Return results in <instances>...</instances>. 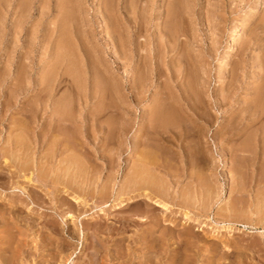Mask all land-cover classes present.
I'll list each match as a JSON object with an SVG mask.
<instances>
[{
	"label": "rangeland",
	"instance_id": "374dc122",
	"mask_svg": "<svg viewBox=\"0 0 264 264\" xmlns=\"http://www.w3.org/2000/svg\"><path fill=\"white\" fill-rule=\"evenodd\" d=\"M252 2L254 0H109L108 3L112 7V11L108 15V13L99 14L100 0H0V174L4 175V172L14 174L17 170L11 164L12 162L15 164L19 162V164L29 167L32 165L29 172L32 171L34 177L40 172V177L46 174L44 177L47 178V175L52 172L49 169L51 163L49 164V159L46 157L47 151L51 149L52 138L58 136L59 133L65 137L66 134L68 137L70 136L68 140L77 139L75 141L77 149L74 150L75 153H72V156L78 152V159L85 163V166L88 162L95 165L97 171L94 175L95 178L89 179L91 184L93 181V186L91 184L89 186L87 184L89 180L81 171L77 175L80 174L79 177L74 176L77 180L71 176L73 173L71 169L72 172L69 170L65 174L66 176H62L64 174H60V171L63 170V164H61L60 168L62 169L59 168L60 171L58 172L61 184L57 183L56 185L55 200L49 194L45 195L49 192V187H42L34 181L26 182L27 176L31 174L28 173V169L27 172L21 171L20 174L18 172L20 176L14 178L16 185H20L24 192L18 188L20 186L10 187L12 186L11 179L10 182H7L9 189L7 186L0 188V191H3L0 192L2 205H6L9 196L14 197L16 203L15 209H6L0 216V240L2 241L0 242V248H2L0 254L3 255L4 259L10 258L9 264H181L186 260L189 264H264V115H262L264 108L260 109V112L254 109L256 103L264 106V0L254 10V13L248 14ZM25 3L26 5H24ZM59 13L62 15L60 16ZM62 17H64L63 20ZM241 18H243V24L238 35V45L236 50L230 54L231 63L224 70L222 65L224 45L229 32ZM106 22H112L113 29H108L104 25ZM62 23L65 25V29L61 28L60 30L64 31H57L59 29L57 27L55 32L59 33L55 34V25L58 26ZM59 35L68 38L66 39L65 52L68 51L71 54L66 56L68 58L66 61L65 56H63L65 53L62 52L63 59L60 57L59 60L62 59L61 63L63 64L55 60V56L53 58L51 54V50L54 53L52 47H56L55 44L60 38ZM121 36L129 42L128 44L123 43L125 45H123L122 51L117 52L113 44ZM57 37L59 38L57 39ZM45 40L47 41L45 42ZM94 46L95 48H93ZM57 55L59 54L57 53ZM51 56L52 58H50ZM48 57L50 59H47ZM56 57L59 58V56ZM70 60L74 63L72 64ZM92 60L93 62L90 63L89 61ZM78 63L80 69L76 66ZM54 64H57L56 67ZM138 64L140 65L139 70L147 66L144 73L146 72L147 75L151 76L152 81L150 79L149 81L152 82V85H150L147 96L152 98V102H145L143 105L139 104L133 109L131 108L132 110H128L129 101L126 93H121L119 96L116 94L114 97L110 96L109 90L112 85H115V88L119 87L122 81L127 90L130 80L135 76L133 70ZM26 65L28 67H25ZM67 65L71 68L66 67ZM117 65L119 67L116 73L115 67ZM72 67H75L74 71L79 74V77L72 70ZM67 68L69 70H66ZM104 68L106 70L110 68L114 71L109 72L108 77L112 76L111 74L116 75L112 79L106 78L107 74H104V77L102 74ZM152 69L159 74V77L154 76ZM78 70L86 74L83 73L85 80H81L83 75ZM59 72L61 73L56 75ZM62 73H67V75L63 77ZM25 74L28 76H26L27 78L23 76ZM60 77L66 81L63 79V82L58 83L57 79L59 80ZM90 78L92 81H101L98 82L100 86H108L102 92L109 95L106 96L105 94L101 102L98 95L90 98L89 101H85L87 103L81 99L85 98L84 96H91L87 92V88L91 89V87H87V84L91 86ZM101 78L104 80L102 79V81ZM52 83L54 84L52 85ZM26 84L30 87L27 88ZM45 84L52 85V90H50V86L47 87ZM81 84L83 87H80ZM74 85L76 88L78 86V89ZM54 87H57V90ZM47 88L48 90L44 91ZM85 89L87 95H85ZM122 89L125 91V88ZM154 92H158L156 97ZM178 92L181 99L179 94H176ZM76 93L78 95L81 93L80 97ZM169 93L175 98H179V100L176 98L178 100V106L175 107L177 109L176 117L173 120L165 121V123H156L154 126V131L165 137L164 142L157 141L153 135L150 138V142L153 141V143L149 142V149L151 146L161 145L159 146L160 152L157 153L159 157H157L162 166L153 167L151 168L152 171L149 169L151 173L148 171L146 177L151 178L150 181L148 178L151 183H149L151 190L154 187L155 190L153 191L158 192L156 190L159 189L160 194L163 195L160 197L161 200L158 196H152V199L157 198L165 205L164 207L161 203L158 206L152 202L154 212L152 210L150 212L153 213V219L155 216L156 219L160 216L161 224L164 227L161 225L158 230H161L162 227L166 229L164 237L158 241V247L154 246L150 249L148 246L140 247L137 242L142 239L146 233L145 230L153 222V219L152 221L151 219L141 221L135 217L140 213L139 209L144 210L143 203L137 207L135 199L128 198V200L126 198L127 204L123 205L124 207L105 209V213H101V211L98 212L100 207L94 205L98 202L90 205L93 199L90 200L84 196L83 192L87 188H94V190L98 187L101 188L100 186L106 184L105 182L107 184L109 182V187L113 184L115 191L124 186L122 185L123 182L130 177L132 167L129 166L135 164L133 161L135 157L131 155L132 147L130 148L134 133L130 128L134 125V127H139L142 111L149 110L151 112L155 108L152 104H154L157 96L165 98L170 96ZM74 96L78 98V101L80 100V103ZM168 103L170 102L167 101ZM38 104L42 107H39ZM60 106L61 116L67 117L68 115L67 119L71 122V126H68L69 121H66L62 122V124H66V127H58L59 123L52 116L50 108L58 109ZM97 107L102 108L101 112L109 107L113 113H111L112 111L109 112V115L103 117L101 121L94 119L91 116ZM116 109L118 110L116 111ZM66 112L68 113L66 114ZM27 119L29 125L24 123ZM126 122L129 125L126 126ZM103 123L105 126L102 125ZM119 123L125 128L120 129ZM155 127H159V129L155 130ZM62 130L64 131L62 132ZM106 131L109 133L108 136ZM19 135L23 137V140L25 139V142L27 140V145L32 144L28 146V151L25 153L22 152L21 148L20 151L17 150V146L14 145L15 139H21ZM109 136L111 137L109 138ZM122 136L124 141L122 139L120 141ZM86 137L89 140H85ZM9 138L14 139L10 140ZM108 138L112 140L107 141ZM29 139L31 143H29ZM99 140L103 143H100ZM103 140H106L107 145L104 144ZM85 141H88L89 145ZM12 144L13 147H11ZM92 145L96 152L92 154L93 156L89 153ZM103 147L110 149L111 152ZM80 148L81 151H78ZM71 151H69L70 154ZM118 151L120 152L118 153ZM28 155L31 157L28 158ZM108 157L111 158L110 164L108 162L105 166L103 161ZM15 159L17 160L15 161ZM223 160H226L224 166L221 163ZM82 176L84 177L81 178ZM166 178L170 181L168 182ZM71 181L72 183H70ZM62 183H68L71 192L75 186L80 187L81 190L76 188V191L80 190V193L73 191V194H69L67 186L64 187L65 184L62 185ZM168 184L171 185L166 186ZM41 189L47 190V192L45 193ZM125 189L121 194H126V192L129 194V188L126 191ZM77 194L80 198L82 195V197H86L87 206L82 207L81 203H75L72 196H69H77ZM58 196L61 198L59 199ZM62 197L71 203V206L69 208L62 206V210H58ZM114 200L113 197L111 201ZM160 208L165 211V214ZM157 213H159L158 217ZM184 213H187L189 217L185 218L186 221L182 218ZM62 214L63 216L64 214H73L75 221H68L69 219H65L66 215L63 217ZM183 221L186 223L184 224ZM167 229H174L176 233L172 230L171 232L174 234L171 232L168 234L170 230ZM185 232L188 234L186 235ZM183 239L185 243L181 242ZM4 241L5 243H3ZM6 241L11 247L14 246L12 247V250L15 251L12 254L13 257L9 255L12 252H9L11 248L8 247ZM182 243L184 244L183 247ZM6 248H8V252L5 251ZM179 248L181 251L183 250V253ZM2 250L6 253H2ZM175 250H179L177 251L179 254Z\"/></svg>",
	"mask_w": 264,
	"mask_h": 264
},
{
	"label": "bare ground",
	"instance_id": "6f19581e",
	"mask_svg": "<svg viewBox=\"0 0 264 264\" xmlns=\"http://www.w3.org/2000/svg\"><path fill=\"white\" fill-rule=\"evenodd\" d=\"M2 1V0H1ZM7 1V0H6ZM61 1V0H60ZM109 1V0H108ZM108 1L107 0H100V4H99V7H98V11H99V14H104V13H108V15L111 13V11H112V7L109 5V3H108ZM125 1V0H124ZM261 1L262 0H254V2H252V5H250L249 6V10H248V14H252V13H254V10H256L257 9V7L258 6H260V4H261ZM70 2V1H69ZM76 2V1H75ZM131 2V1H130ZM58 3V2H57ZM63 3V2H62ZM62 3H60V4H62ZM111 3H112V1H111ZM127 3H128V1H127ZM20 4H22V3H20ZM24 5H26V3L24 4ZM65 5V4H64ZM71 5H72V3H71ZM74 5V4H73ZM112 5V4H111ZM169 5V4H168ZM19 6H21V5H19ZM129 6V5H128ZM6 7V6H5ZM18 7V6H17ZM73 7V6H72ZM1 8V7H0ZM61 8V7H60ZM131 8V7H130ZM62 9V8H61ZM64 9V8H63ZM115 9V8H114ZM68 10V9H67ZM22 11V10H21ZM58 11V10H57ZM131 11V10H130ZM5 12H7V11H5ZM58 13V12H57ZM62 13V12H61ZM60 14V13H59ZM62 14H60V16H61ZM125 15V14H124ZM22 16H24V15H22ZM60 16H59V19H60ZM64 16V15H63ZM127 17V16H126ZM242 17V16H241ZM63 18L64 17H62V20H63ZM100 18V17H99ZM113 19V18H112ZM134 20V19H133ZM75 21V20H74ZM102 21V20H101ZM117 21V20H116ZM131 21V20H130ZM64 22V21H63ZM104 22V21H103ZM124 22V21H123ZM60 23V22H59ZM112 23V22H111ZM111 23H107L106 22V24L104 23V25L109 29V28H111V29H113V25L111 24ZM127 23H128V20H127ZM56 24V23H55ZM54 24V25H55ZM242 24H243V18H241L236 24H235V26L231 29V31L229 32V34H228V37H227V41H226V43H225V45H224V50H223V52H224V56H223V58H222V65L224 66V70H226L227 68H228V66H229V64L231 63V57H230V54L232 53V52H234V50H236V48H237V45H238V35H239V32H240V30L242 29ZM65 25L62 23V24H59L58 26H56L55 25V27L56 28H54V33L56 34V33H59V32H55L56 31V29H57V27H59V29H57V31L58 30H60L61 28L62 29H65V27H64ZM67 26V25H66ZM127 26V25H126ZM54 27V26H53ZM105 28V27H104ZM106 28V29H107ZM52 31H53V29H51ZM170 30H172V29H170ZM169 30V31H170ZM230 30V29H229ZM60 31H64V30H60ZM68 31V30H67ZM53 33V32H52ZM62 33V32H61ZM65 33V32H64ZM69 33V32H68ZM171 33V32H170ZM63 34V33H62ZM67 34V33H66ZM115 34V33H114ZM172 34V33H171ZM58 35V34H57ZM65 35V34H64ZM69 35V34H68ZM60 36V35H59ZM63 36V35H62ZM62 36H60V38L59 37H57V39H58V41H57V44H55L56 45V47H52V49H53V51H54V53H52V50H51V54H52V56H53V58H54V56H55V60H58V62L60 63V64H63V63H61V61H63L62 59V57L63 56H65V60L67 61V57L66 56H69V55H71V54H69L68 53V51L67 52H65L66 51V49H65V47H66V45H67V40L66 39H68V38H66L65 36L64 37H62ZM71 36V35H70ZM75 36V35H74ZM109 36V35H108ZM166 36V35H165ZM172 36V35H171ZM76 37V36H75ZM75 37H73V38H75ZM83 37V36H82ZM115 37V36H114ZM93 38V37H92ZM70 39V38H69ZM81 39V38H80ZM48 40V39H47ZM47 40H45V42L47 41ZM53 40V39H52ZM168 40V39H167ZM78 41H80L79 40V38H78ZM129 42V41H128ZM128 42H127V40L126 39H124V38H122V36L121 37H118L115 41H114V46L113 47H115L116 49H115V51H117V52H121L122 51V48H123V45H125V44H123V43H127L128 44ZM74 43V42H73ZM93 43V42H92ZM96 43V42H95ZM117 43V44H116ZM94 44V43H93ZM95 45V44H94ZM164 45V44H163ZM162 45V46H163ZM47 46H48V44H47ZM54 46V45H53ZM86 46V45H85ZM96 46V45H95ZM95 46L93 47V48H95ZM28 47V46H27ZM69 47V46H68ZM72 47H73V45H72ZM82 48V47H81ZM98 48V47H97ZM167 48V47H166ZM112 49V48H111ZM44 50H46V49H44ZM77 50V49H76ZM83 50V49H82ZM89 51V50H88ZM130 51V50H129ZM29 52V51H28ZM31 52V51H30ZM56 52V53H55ZM62 52H64L65 54L62 56ZM93 52V51H92ZM137 52V51H136ZM57 53L59 54V55H57ZM81 53H83V52H81ZM49 54V53H48ZM47 54V55H48ZM50 54V55H51ZM68 54V55H67ZM28 55V54H27ZM26 55V56H27ZM78 55V54H77ZM85 55V54H84ZM117 55V54H116ZM120 55V54H119ZM39 56V55H38ZM52 56L50 57V58H52ZM56 56H59V58L58 57H56ZM89 56V55H88ZM32 57V56H31ZM60 57L62 58L61 59V61L59 60L60 59ZM72 57V56H71ZM70 57V58H71ZM130 57V56H129ZM49 57L47 58V59H50ZM74 58V57H73ZM115 58V57H114ZM147 58V57H146ZM25 59V58H24ZM28 59V58H27ZM94 59V58H93ZM54 60V59H53ZM64 60V61H65ZM72 60V59H71ZM70 60V62L73 64L74 62H72ZM78 60V59H77ZM117 60H118V58H117ZM149 60V59H148ZM69 61V60H68ZM86 61H87V58H86ZM86 61H84V62H86ZM153 61V60H152ZM57 62V61H56ZM69 62V63H70ZM78 62V61H77ZM90 63L91 62H93V60L92 61H89ZM89 62H88V65H90L89 64ZM156 62V61H155ZM64 63H67V62H64ZM82 63V62H81ZM120 63V62H119ZM149 63V62H148ZM24 64V63H23ZM25 64H27V63H25ZM32 64V63H31ZM82 64H84V63H82ZM86 64V63H85ZM125 64V63H124ZM142 63L140 62V65H141ZM27 65H29V64H27ZM25 66V67H28V66ZM53 65V64H52ZM55 65V64H54ZM57 65V64H56ZM56 65H55V67H56ZM59 65V64H58ZM70 65V64H69ZM69 65H67L66 67H69ZM88 65H86L87 66V68H88ZM140 65L138 64V66H136L135 68H134V70H133V74H135V76H133V78L130 80V83H129V87H127V90H126V87H125V85H123L124 83H123V81L120 83V85H119V87H116L115 88V85H112L111 86V88H110V90H109V88H108V90L110 91L109 93H110V96H116V94L119 96V94L121 95V93H126V95H127V98H128V101H129V103H128V107H129V109L128 110H130L131 108L133 109V107L134 106H138L139 104H141V105H143V103H145V102H149V103H151L152 102V98H150V97H148L147 95V92L149 91V89H150V85H152V80H151V76L148 74L147 75V73L145 72L144 73V69H146V67L144 66V68H140L141 70H139V67H140ZM62 66V65H61ZM76 66H78V68H79V63H78V65H76ZM75 66V67H76ZM93 66V65H92ZM142 66V65H141ZM151 66V65H150ZM149 66V67H150ZM158 66V65H157ZM60 67V66H59ZM58 67V68H59ZM74 67V68H75ZM97 67V66H96ZM118 65L115 67V72L117 73L118 71ZM153 67V66H152ZM155 67V66H154ZM182 67V66H181ZM63 68V67H62ZM71 68V66L69 67V69ZM74 68L72 67V70L74 71ZM81 68V67H80ZM79 68V69H80ZM87 68L85 67V69L87 70ZM93 68V67H92ZM186 68V67H185ZM27 69V68H26ZM52 69H53V66H52ZM57 69V68H56ZM60 69V68H59ZM58 69V70H59ZM68 68L66 69V70H69ZM95 69V68H94ZM148 69V68H147ZM151 69V68H150ZM161 69V68H160ZM18 70V69H17ZM21 70H22V67H21ZM28 70V69H27ZM27 70H25V71H27ZM76 70V69H75ZM82 70V69H81ZM88 70H90V68H88ZM87 70V71H88ZM119 70H120V68H119ZM153 70V69H152ZM47 71V70H46ZM61 71V70H60ZM72 71V72H73ZM79 71V70H78ZM84 71V70H83ZM87 71H86V73H87ZM98 71V70H97ZM112 70L110 69V68H108L107 70H106V68H104V70H103V72H102V74L104 75V74H107V77L106 78H113V76H115L116 74H111L112 76H110V77H108V73L109 72H111ZM147 71V70H146ZM148 71H150V70H148ZM18 72V71H17ZM23 72V71H22ZM28 72V71H27ZM49 72V71H48ZM52 72V71H51ZM55 72H57V70H55ZM62 72V71H61ZM61 72H59V73H56V75L57 74H60ZM68 72V71H67ZM71 72V71H70ZM75 72V71H74ZM73 72V73H74ZM80 72V71H79ZM82 72V71H81ZM80 72V74H82L83 76V79H81V80H85L84 78V74L83 73H81ZM91 72V71H90ZM90 72H88L89 74H92V73H90ZM112 72H114V71H112ZM111 72V73H112ZM152 72V71H151ZM153 72H154V76L156 75L157 77H159V74L156 72V71H154L153 70ZM50 73V72H49ZM93 73H94V70H93ZM172 73V72H171ZM23 74V73H22ZM28 74V73H27ZM53 74H54V72H53ZM70 74V73H69ZM75 74H78V73H76L75 72ZM99 74V73H98ZM44 75V74H43ZM49 75V74H48ZM51 75V74H50ZM62 75H63V77L65 76V75H67V73L66 74H63L62 73ZM86 75V74H85ZM93 76L95 75V74H92ZM102 75V76H103ZM168 75V74H167ZM15 76V75H14ZM22 76V75H21ZM23 76H27L26 74L25 75H23ZM59 76H61V75H59ZM69 76V75H68ZM71 76V75H70ZM72 76H73V74H72ZM75 76V75H74ZM78 77H79V74L77 75ZM92 76V78H94ZM96 76V75H95ZM20 77V76H19ZM28 77V76H27ZM26 77V78H27ZM55 77V79H56V76H54ZM76 77V76H75ZM80 77H81V75H80ZM104 77H105V75H104ZM22 78V77H21ZM49 79H50V77H48ZM67 78V77H66ZM100 78V77H99ZM114 78H116V77H114ZM165 78V77H164ZM63 79L64 78H62V77H60L59 78V80L57 79V81H58V83H61V82H63ZM79 79V78H78ZM77 79V80H78ZM91 79V78H90ZM89 79V80H90ZM96 79H97V77H96ZM103 78H101V80H102ZM149 79L151 80V81H149ZM184 79H185V77H184ZM23 80V79H22ZM25 80V79H24ZM48 80V79H47ZM52 80V79H51ZM65 80V79H64ZM69 80V79H68ZM67 80V81H68ZM74 80H76V79H74ZM104 80V79H103ZM102 80V81H103ZM114 80V79H113ZM164 80V79H163ZM50 81V80H49ZM49 81H48V84H49ZM55 81V80H54ZM66 81V80H65ZM27 82V81H26ZM71 82H75V81H71ZM98 80L96 81V80H94V81H92V79H91V86H89V84H87L86 86L87 87H91V89H89V88H87V87H84V88H87L88 89V91L87 92H89L88 93V95L89 94H91V96H84L85 98H81V99H84V102L85 101H89V99L90 98H94L96 95H98V97L100 98V102L102 101L101 99H102V97L106 94V93H104V92H102V91H104V89H107L106 87H108V86H106L105 85V87H103V86H100L99 84H98ZM101 82V81H100ZM99 82V83H100ZM151 82V83H150ZM169 82V81H168ZM17 83H18V81H17ZM45 83V82H44ZM68 83V82H67ZM75 83H77V82H75ZM88 83V82H87ZM25 84V83H24ZM48 84H45V85H47V87H51V89L50 90H52V85L54 84V83H52V85H48ZM55 84H56V82H55ZM103 84V83H102ZM105 84H106V82H105ZM17 85V84H16ZM27 85V84H26ZM41 85H43V84H41ZM40 85V86H41ZM61 85V84H60ZM76 85H78V84H76ZM82 85V84H81ZM104 85V84H103ZM22 86H23V84H22ZM28 86V85H27ZM35 86V85H34ZM39 86V87H40ZM59 86V85H58ZM75 86V85H74ZM79 86V85H78ZM78 86H77V88H76V86H75V88L76 89H78ZM15 87V86H14ZM13 87V88H14ZM24 87V86H23ZM30 86H28L27 88H29ZM32 87V86H31ZM42 87V86H41ZM61 87V86H60ZM80 87H83V85L82 86H80ZM164 87V86H163ZM231 87V86H230ZM25 88H26V86H25ZM43 88V87H42ZM45 88V87H44ZM56 90H57V87H54ZM74 88V87H73ZM122 88H125V91H123V89ZM39 89V88H38ZM75 89V90H76ZM82 89V88H81ZM80 89V90H81ZM163 89V88H162ZM169 89V88H168ZM15 90V89H14ZM22 91H23V89H21ZM21 90H19L20 92H22ZM45 90H48V88L47 89H44V91ZM59 90V89H58ZM74 90V89H73ZM12 91V90H11ZM16 91V90H15ZM18 91V90H17ZM44 91H43V93H44ZM66 91V90H65ZM68 91V90H67ZM71 91V90H70ZM82 92H83V89L81 90ZM100 91V92H99ZM172 91V90H171ZM49 92H51V91H49ZM55 92V91H54ZM75 92V91H74ZM76 92H78V91H76ZM85 95H87L86 94V89H85ZM106 92V91H105ZM164 92V91H163ZM187 92V91H186ZM224 92V91H223ZM10 93V92H9ZM19 93V92H18ZM56 93V92H55ZM156 93H158V92H156ZM155 92H154V94H155V97H156V95H158V94H156ZM12 94V93H11ZM45 94V93H44ZM50 94V93H49ZM69 94H70V92H69ZM68 94V95H69ZM74 94V93H73ZM72 94V95H73ZM80 94L81 93H79V95H78V93H76V95L77 96H79L80 97ZM100 94V95H99ZM108 94V93H107ZM106 94V96H108ZM165 94V93H164ZM176 94H179V96H180V93L178 92V93H176ZM188 94V93H187ZM75 95V94H74ZM123 95V94H122ZM159 95H161V94H159ZM169 95H170V93H169ZM46 96V95H45ZM60 96H62V95H60ZM178 96V95H177ZM74 97H76V96H74ZM105 97V96H104ZM154 97V96H153ZM167 97V99H165ZM165 98H162V97H160V96H157V98L155 99V102H154V104H152V105H154L155 106V108L151 111V112H149V110L147 111V110H143L142 111V118L139 120V123H140V125H139V127H131L130 129H132L133 130V140H131V141H133V143H131V145H130V148H131V155L133 156V157H135L134 158V160L133 161H135V164H133V166L132 165H130L129 167H132L131 169H130V177H129V179H127V177H126V179L127 180H125V182H123V184L122 185H124V186H121V188L119 187V189L117 190V191H115V189H113V186L111 185V187H109V182H108V184H107V182H105L106 184H103V186H100L101 188H97L96 190H94V188H87L86 190H85V192H83V195L84 196H86V197H88L90 200H92L93 199V202L92 203H90V205L91 204H93L94 202H98V204H94L95 206H99L100 207V210L98 211V212H100L101 211V213H105L104 212V210L105 209H118L119 207L121 208V206H123V205H125V204H127L126 203V198L128 199H135L136 200V204H137V207L140 205H142V203L144 204V206H145V208H144V210H143V212L141 213V209H139L140 210V213H138V215H140V216H138L136 213H134V214H136L137 216H135L136 218H139L141 221H145L146 219H151V221H152V219L154 218V217H152V214L153 213H151L150 211L152 210V202H153V204H155V205H157L158 204V206H159V204H161L162 202L161 201H159V200H157V198L155 199V200H153L152 199V196H158L159 197V199H160V197L161 196H163V195H161L160 194V192H159V189H157L156 191H158V192H155V191H153V190H155L154 189V187H153V190H151L152 188H150L149 187V181H150V179L151 178H149V181H148V178L146 177L147 176V174H148V171H149V169H151V168H157V167H161L162 166V164L160 163V160H159V154H157V153H159L160 152V149H159V146H161L159 143H157V144H159V146H151L150 148L151 149H149V142H150V138L152 137V135L154 136V138L157 140V141H162V142H164L165 141V137H163L162 136V134H160L159 132L158 133H156L155 131H154V126H155V124L156 123H160V122H164L165 123V121H170L171 119L173 120L175 117H176V112H177V109H175V107L176 106H178V100H179V98H175L172 94L170 95V96H166ZM62 99H63V97H61ZM77 98V97H76ZM126 98V97H125ZM227 98V97H226ZM228 98H229V96H228ZM33 99V98H32ZM40 99V98H39ZM47 99V98H46ZM60 99V98H59ZM80 99V98H79ZM130 99V100H129ZM180 99H181V96H180ZM221 99H223V98H221ZM14 100V99H13ZM64 100V99H63ZM95 100V99H94ZM105 100V99H104ZM116 100V99H115ZM118 100H120V99H118ZM190 100V99H189ZM45 101V100H44ZM80 101V100H79ZM78 101V98H77V102H79ZM83 101V100H82ZM98 101V100H97ZM117 101V100H116ZM167 101L168 102H170V103H168L167 104ZM181 101V100H180ZM186 101V100H185ZM184 101V102H185ZM230 101V100H229ZM62 102V101H61ZM64 102H67V101H64ZM104 102V101H103ZM189 102V101H188ZM80 103V102H79ZM85 103H87V102H85ZM148 103V104H149ZM194 103V102H193ZM37 104V103H36ZM60 104V103H59ZM68 104V103H67ZM75 104H77L76 102H75ZM100 104V103H99ZM99 104H98V106H99ZM180 104V103H179ZM40 104H38V106H39ZM44 105H46V104H44ZM43 105V106H44ZM56 105V104H55ZM80 105V104H79ZM84 105V104H83ZM89 105V104H88ZM35 106V105H34ZM58 106V105H57ZM65 106L66 107H68V105H66L65 104ZM91 106V105H90ZM181 106V105H180ZM252 106V105H251ZM39 107H42V106H39ZM38 107V108H39ZM72 107V106H71ZM101 107V106H100ZM150 107H152V106H150ZM186 107H188L187 105H186ZM25 108V107H24ZM32 108V107H31ZM47 108H50V107H47ZM108 109H103V111H104V113H103V111L101 112V110H102V108H98L97 107V109H95V110H93L94 111V114L92 113V116L91 117H93L94 119H97V120H100L101 121V119L103 118V117H105L106 115H109V112H111L112 111V109H109V107H107ZM118 108V107H117ZM126 108V107H125ZM184 108V107H183ZM189 108V107H188ZM188 108H187V110H188ZM252 108V107H251ZM262 108H264V106H262V105H259V103H256V105L254 106V109L256 110V111H258V112H260L261 110L260 109H262ZM51 109V110H50ZM49 110L51 111V114H52V116L53 117H55V120H57V122L59 123V125H58V127H63V126H65L66 127V124L64 125V124H62V122H66V121H69L68 119H67V117H68V115H67V117H65V116H61V114H60V110H61V106H60V108H58V109H55V108H50ZM76 109V108H75ZM94 109V108H93ZM119 109V108H118ZM118 109H116V111L118 110ZM122 109V108H121ZM131 109V110H132ZM145 109V108H144ZM147 109V108H146ZM150 109V108H149ZM34 110V109H33ZM105 110H107L106 112H105ZM120 110V109H119ZM151 110V109H150ZM69 111V110H68ZM115 111V112H116ZM122 112V111H121ZM126 112V111H125ZM181 112V111H180ZM183 112V111H182ZM192 112V111H191ZM258 112H257V114H258ZM29 113V112H28ZM33 113H34V111H33ZM68 112H66V114H67ZM76 113H78V112H76ZM80 113V112H79ZM111 113H113V111L111 112ZM117 113V112H116ZM189 113V112H188ZM194 113V112H193ZM193 113H192V115H193ZM253 113V112H252ZM120 114H122V113H120ZM124 114V113H123ZM122 114V115H123ZM132 114V113H131ZM255 114V113H254ZM76 115V114H75ZM94 115V116H93ZM130 115V114H129ZM135 115V114H134ZM134 115H132V116H134ZM190 115V114H189ZM262 115H264V114H262ZM28 116V115H27ZM32 116H34V115H32ZM37 116V115H36ZM51 116V115H50ZM88 116V115H87ZM90 116V115H89ZM90 117V118H91ZM128 117V116H127ZM24 118H25V116H24ZM57 118V119H56ZM76 118V117H75ZM77 118H79L78 116H77ZM81 118V117H80ZM89 118V119H90ZM261 118V117H260ZM31 119V118H30ZM33 119H34V117H33ZM36 119V118H35ZM54 119V118H53ZM92 119V118H91ZM125 119V118H124ZM52 120V119H51ZM77 120V119H76ZM82 120H84V119H82ZM29 121H31V120H29ZM53 122H54V120H52ZM85 121V120H84ZM92 121V120H91ZM95 121V120H94ZM137 121V120H136ZM22 122V121H21ZM27 122H28V119H27V121L26 122H24V123H26L27 124ZM98 122V121H97ZM96 122V123H97ZM103 122V121H102ZM117 122V121H116ZM115 122V123H116ZM57 123V124H58ZM74 123V122H73ZM101 123V122H100ZM106 123V122H105ZM124 123V122H123ZM134 123V122H133ZM138 123V124H139ZM23 124V123H22ZM33 124V123H32ZM51 124H53V123H51ZM67 124H69L68 126H71V122L69 121V123H67ZM76 124V123H75ZM94 124H95V122H94ZM126 124V126L127 125H129V124H127V122L125 123ZM125 124H123L124 126H125ZM27 125H29V124H27ZM27 125H26V127H27ZM38 125V124H37ZM50 125V124H49ZM54 125V124H53ZM55 125H56V123H55ZM74 125V124H73ZM89 125V124H88ZM98 125V124H97ZM103 126H105L104 125V123L102 124ZM116 125V124H115ZM121 125V127H120V129H123V128H125V127H122V124L121 123H119V126ZM162 125V124H161ZM34 126V125H33ZM43 126V125H42ZM51 126V125H50ZM79 126V125H78ZM85 126V125H84ZM99 126H101V125H99ZM110 126V125H109ZM166 126V125H165ZM169 126V125H168ZM173 126V125H172ZM179 126H180V124H179ZM15 127V126H14ZM25 127V128H26ZM31 127H32V125H31ZM90 127V126H89ZM174 127H176V126H174ZM226 127H227V125H226ZM11 128V127H10ZM53 128V127H52ZM54 128H56L55 126H54ZM109 128V127H108ZM128 128V127H127ZM260 128V127H259ZM23 129V128H22ZM29 129H30V127H29ZM65 129V128H64ZM67 129V128H66ZM81 129V128H80ZM103 129V128H102ZM110 129V128H109ZM115 129V128H114ZM130 129H128L129 131H130ZM157 129H159V127H155V130H157ZM166 129V128H165ZM50 130H51V128H50ZM53 130V129H52ZM57 130V129H56ZM60 130H61V128H60ZM170 130V129H169ZM64 130H62V132H63ZM108 131V130H107ZM106 131V132H107ZM122 131V130H121ZM160 131V130H159ZM167 131V130H166ZM25 132V131H24ZM23 132V133H24ZM79 132V131H78ZM105 132V133H106ZM112 132V131H111ZM110 132V133H111ZM175 132V131H174ZM262 132V131H261ZM11 133V132H10ZM21 133V132H20ZM28 133V132H27ZM29 133H30V130H29ZM68 133H69V131H68ZM80 133H81V131H80ZM123 133V132H122ZM162 133V132H161ZM18 134V133H17ZM26 134V133H25ZM24 134V135H25ZM55 134H57V133H55ZM54 134V135H55ZM90 134V133H89ZM88 134V135H89ZM164 134V133H163ZM181 134V133H180ZM21 136H22V134H20ZM19 135V136H20ZM30 135H31V133H30ZM29 135V136H30ZM40 135V134H39ZM69 135V134H68ZM72 135V134H71ZM84 135H85V133H84ZM83 135V136H84ZM109 135V133L107 132V136ZM257 135V134H256ZM14 136H16V135H14ZM13 136V137H14ZM20 136V137H21ZM28 136V135H27ZM27 136H25V138H27ZM43 136V135H42ZM74 136V135H73ZM77 136V135H76ZM75 136V137H76ZM81 136V135H80ZM82 136V137H83ZM86 136V135H85ZM84 136V137H85ZM120 136H121V134H120ZM164 136H165V134H164ZM170 136V135H169ZM172 136V135H171ZM175 136V135H174ZM17 137V136H16ZM32 137H34L33 135H32ZM32 137H30V138H32ZM44 137V136H43ZM79 137V136H78ZM91 137V136H90ZM96 137V136H95ZM111 136H109V138H110ZM23 137H21V139H15V141H14V145H16L17 147L16 148H18L17 150H19L20 148L22 149V152H26V151H28V146H30V145H32V144H30V145H27V140H26V142L22 139ZM107 138V137H106ZM108 138V139H109ZM194 138V137H193ZM10 140H13V139H11V138H9ZM28 139V138H27ZM36 139V138H35ZM68 139H70V136L68 137L67 136V134H66V137L63 135V134H60L59 133V135L58 136H54L53 138H52V143H51V149H49L48 151H47V158L49 159V164H50V167L51 168H49V169H51V171L53 172H51L50 174H48L47 175V178H45L44 176L46 175V174H44L42 177H40V172L38 173V174H36L35 175V177H34V175H33V172L31 171V172H29V170H30V167L32 166H28V165H21V164H19V162L18 163H16L15 164V162H12V166L17 170V171H15L14 172V174H12L11 172L10 173H5L4 172V175H2V174H0V188L1 187H5V186H7L8 187V184H7V182H10V179L12 180V186H10V187H16L17 185H16V180L14 179V178H16V177H19L20 175V172L21 171H26L27 169H28V173H31V174H29V176H27V178H26V176H25V178H26V182L27 181H30V182H32V181H34V182H36V183H38L40 186H42V187H49L48 189H50L49 190V192H47V190L45 191V190H42V191H45V195H47V194H49L50 195V197L52 196V198L54 197V199L53 200H55V193H56V191H57V188H56V185H57V183L59 184H61V182H59L60 180H59V178H58V172L60 171V169H62V168H60V165L61 164H63V170H62V172L60 171V174L62 173V174H64V175H62V176H66L65 174L67 173V172H69V170L71 169L72 171H73V173L71 174V176L74 178V176H77L78 175V173L81 171L82 172V174H84V176H85V178H87L88 180L89 179H91V177H93V178H95L94 177V175H95V172L97 173V171H96V167H94L95 165H92L90 162H86L87 163V166H85L86 164L85 163H83L82 161H80V159H78V156L79 155H77V153L76 154H73V156H72V153H75V151H76V140L77 139H75V140H73V139H71V140H68ZM95 139V138H94ZM112 139H113V137H112ZM111 139V140H112ZM117 139V138H116ZM121 139H122V141H124L123 140V136H122V138L120 137V141H121ZM38 140V139H37ZM83 140H84V138H83ZM85 140H89L87 137L85 138ZM107 140V139H106ZM106 140L104 141L105 143L104 144H106L107 142H106ZM110 139L109 140H107V141H111ZM32 141V140H31ZM34 141V140H33ZM69 141V142H68ZM98 141V140H97ZM156 141V142H157ZM173 141V140H172ZM7 142H8V140H7ZM13 142V141H12ZM11 142V143H12ZM82 142V141H81ZM85 142H87L86 144H88V141H85ZM93 142V141H92ZM99 142L101 143L102 141H100L99 140ZM129 142V141H128ZM156 142H155V144H156ZM9 143H10V141H9ZM29 143H31L30 142V139H29ZM78 143V142H77ZM103 143V142H102ZM113 143V142H112ZM111 143V144H112ZM121 143H123V142H121ZM151 143V142H150ZM152 143H153V141H152ZM151 143V144H152ZM169 143V142H168ZM174 143V142H173ZM82 144V143H81ZM91 144V143H90ZM96 144V143H95ZM110 144V143H109ZM170 144V143H169ZM172 144V143H171ZM34 145V144H33ZM38 145V144H37ZM89 145V144H88ZM107 145V144H106ZM123 145V144H122ZM79 146H80V144L78 145V148H79ZM93 146V145H92ZM100 146V145H99ZM104 146V145H103ZM165 146V145H164ZM239 146V145H238ZM8 147V146H7ZM11 147H13V144H12V146ZM15 147V146H14ZM34 147V146H33ZM32 147V148H33ZM44 147V146H43ZM84 147V146H83ZM82 147V148H83ZM112 147V146H111ZM118 147V146H117ZM88 148V147H87ZM103 148H105V147H103ZM120 148V147H119ZM34 149V148H33ZM84 149V148H83ZM105 149H108V148H105ZM116 149V148H115ZM159 149V150H158ZM9 150V149H8ZM7 150V151H8ZM16 150V149H15ZM31 150V149H30ZM71 150H75L74 152H72ZM88 150V149H87ZM117 150V149H116ZM121 150V149H120ZM129 150V149H128ZM2 151V150H1ZM4 151V150H3ZM2 151V152H3ZM20 151V150H19ZM32 151V150H31ZM36 151V150H35ZM69 151H71V154H70V152ZM78 151H81V148L78 150ZM96 151H98L97 150V148H96ZM107 151H110V149H108ZM113 151V150H112ZM94 152H95V147L93 146V147H91V151L89 152L91 155L92 154H94ZM111 152V151H110ZM120 151H118V153H119ZM16 153V152H15ZM96 153V152H95ZM117 153V152H116ZM242 153V152H241ZM7 154H8V152H7ZM9 154H11V153H9ZM13 154V153H12ZM45 154V153H44ZM80 154H82V153H80ZM99 154V153H98ZM19 155V154H18ZM23 155V154H22ZM103 155V154H102ZM117 155V154H116ZM138 155V156H137ZM155 155H156V157H155ZM11 156V155H10ZM82 156V155H81ZM86 156V155H85ZM93 156V155H92ZM94 156H96V155H94ZM137 156V157H136ZM171 156V155H170ZM21 157V156H20ZM29 157H31V156H29L28 155V158ZM73 157H75V158H73ZM111 157V156H110ZM224 157V156H223ZM27 158V159H28ZM44 158H45V156H44ZM58 158V160H56ZM77 158V159H76ZM84 158V157H83ZM94 158V157H93ZM115 158V157H114ZM130 158V157H129ZM13 159H14V157H13ZM47 159V160H48ZM111 158H106V159H104V161H103V163H105V166L108 164V162H109V160H110ZM136 159V160H135ZM3 160V159H2ZM17 159H15V161H16ZM20 160V159H19ZM31 160V159H30ZM41 160V159H40ZM45 160V159H44ZM82 160V159H81ZM83 160H85V159H83ZM95 160V159H94ZM4 161V160H3ZM93 161V160H92ZM225 161L226 160H223L221 163L223 164V166H224V164H225ZM40 163V162H39ZM94 163V162H93ZM118 163V162H117ZM4 164V163H3ZM46 164V163H45ZM85 164V165H84ZM89 164V165H88ZM109 164H110V162H109ZM30 165V164H29ZM44 165V164H43ZM103 165V164H102ZM35 166V165H34ZM41 166V165H40ZM39 166V167H40ZM47 166V165H46ZM62 166V165H61ZM104 166V165H103ZM6 167V166H5ZM9 167H11V166H9ZM12 167V168H13ZM42 167V166H41ZM11 168V169H12ZM60 168V169H59ZM171 168V167H170ZM2 169V168H1ZM38 169H40L41 170V168H38ZM44 169V168H43ZM99 169V168H98ZM110 169V168H109ZM33 170V169H32ZM39 170V171H40ZM70 170V171H71ZM100 170V169H99ZM103 170V169H102ZM153 169H151V171H152ZM172 170V169H171ZM50 171V170H49ZM71 171V172H72ZM131 171H132V173H131ZM151 171H149L150 173H151ZM18 172H19V174H18ZM27 172V171H26ZM155 172V171H154ZM168 172V171H167ZM3 173V172H2ZM49 173V172H48ZM149 173V174H150ZM165 173H166V171H165ZM22 174V173H21ZM54 174V175H53ZM19 175V176H18ZM23 175V174H22ZM21 175V176H22ZM60 175V176H61ZM112 175V174H111ZM128 175V176H129ZM158 175V174H157ZM168 175V174H167ZM70 176V175H69ZM69 176H67V177H69ZM79 176H80V174H79ZM79 176H77V177H79ZM84 176H82L81 178H83ZM98 176V175H97ZM126 176V175H125ZM177 176V175H176ZM108 177V176H107ZM153 177V176H152ZM157 177V176H156ZM169 177V176H168ZM172 177V176H171ZM61 178V177H60ZM64 178V177H63ZM147 178V179H146ZM154 178V177H153ZM75 179V178H74ZM112 179V178H111ZM159 179V178H158ZM22 180V179H21ZM71 180H72V178H71ZM75 180H77V179H75ZM92 180V179H91ZM156 180V179H155ZM162 180V179H161ZM166 180H167V178H166ZM74 181V180H73ZM95 181V180H94ZM108 181V180H107ZM110 181V180H109ZM160 181V180H159ZM168 181V180H167ZM169 181H170V179H169ZM168 181V182H169ZM173 181V180H172ZM63 182V181H62ZM77 182V181H76ZM111 182V181H110ZM158 182V181H157ZM162 182V181H161ZM160 182V183H161ZM166 182V181H165ZM167 182V183H168ZM13 183H14V186H13ZM70 183H72V181L70 182ZM112 183V182H111ZM159 183V184H160ZM65 184V185H64ZM62 183V185H64V187L65 186H67L66 188H67V191H68V193L69 194H73L72 192L73 191H76V188H78V189H80V187H76L75 186V188L73 189V188H71V189H73V191L71 192L70 191V186H69V184L68 183ZM89 186H90V184H91V181L89 180V182L87 183ZM95 184V183H94ZM151 184V183H150ZM166 184V183H165ZM62 185H61V187H62ZM71 185V184H70ZM92 186H93V181H92V184H91ZM158 185V184H157ZM169 185H171V184H168V185H166V186H169ZM18 186H20V185H18ZM17 186V187H18ZM86 186V185H85ZM88 186V187H89ZM151 186V185H150ZM154 186V185H153ZM160 186V185H159ZM163 186V185H162ZM10 187H8V189L10 188ZM24 187V186H23ZM35 187V186H34ZM123 187V188H122ZM125 187H126V189H128V190H130L129 191V194L126 192V194L125 193H123V194H121V192H124V189H125ZM128 187V188H127ZM18 188H21L20 190L22 191V192H24L23 190H22V187L20 186V187H18ZM17 188V189H18ZM38 188H40L39 186H38ZM47 188H44V189H47ZM157 188V187H156ZM159 188V187H158ZM162 188V187H161ZM13 189V188H12ZM83 189V188H82ZM126 189H125V191H126ZM167 189V188H166ZM2 190V189H1ZM14 190V189H13ZM16 190V189H15ZM81 190V189H80ZM80 190L78 191H76V193H80ZM127 190V191H128ZM162 190V189H161ZM20 191V192H21ZM0 192H3V191H0ZM21 192V193H22ZM32 192H33V190H32ZM166 192V191H165ZM28 193V192H27ZM67 193V194H68ZM82 193V192H81ZM162 193V192H161ZM37 194H38V192H37ZM162 194H164V193H162ZM1 195V194H0ZM25 195V194H24ZM82 195V196H83ZM126 195H128V197H126ZM165 195V194H164ZM167 195V194H166ZM3 196H5V195H3ZM7 196V195H6ZM69 196H72V200L75 202V203H81L83 206L82 207H84V206H87L88 204H87V202L85 201V198L86 197H82L81 196V198H80V196H78V194H77V196H74V195H69ZM36 197V196H35ZM49 197V196H48ZM59 197V199L61 198V196H58ZM113 197H114V201L112 202L111 200H113ZM172 197V196H171ZM185 197V196H184ZM183 197V198H184ZM6 198V197H5ZM51 198V199H52ZM163 198V197H162ZM8 201H7V203H6V205H2L1 203H0V216H1V214H2V212L3 211H5L6 209H9V208H11V209H15V207H16V203H15V199H14V197H12V196H9L8 198ZM81 199V200H80ZM88 199V200H89ZM111 199V200H110ZM128 199V200H129ZM139 199H141V200H139ZM166 199V198H165ZM23 200V199H22ZM58 200V199H57ZM97 200V201H96ZM139 200V201H138ZM161 200V199H160ZM187 200H188V198H187ZM48 201H49V199H48ZM67 202V200H64L63 199V197H62V200H61V205H59L58 207V210L59 209H61V207L62 206H66V207H68L69 208V206H71V203H66ZM108 201H110L111 203H109ZM132 201V200H131ZM190 201V200H189ZM55 202V201H54ZM184 202V201H183ZM43 203H44V201H43ZM135 203V202H134ZM168 203V202H167ZM173 203V202H172ZM189 203V202H188ZM32 205H33V203H31ZM52 204V203H51ZM57 204V203H56ZM135 204V205H136ZM75 205V204H74ZM154 205V206H155ZM162 206H164L165 207V205H164V203H162L161 204ZM177 205V204H176ZM25 206V205H24ZM34 206V205H33ZM51 206V205H50ZM80 206V205H79ZM128 206V205H127ZM130 206V205H129ZM180 206V205H179ZM90 207V206H89ZM124 207V206H123ZM135 208L134 209H136V206H134ZM167 207V206H166ZM29 208V207H28ZM72 208H73V206H72ZM78 208V207H77ZM91 208V207H90ZM97 208V207H96ZM141 208V207H140ZM162 209H164L163 207H161ZM160 208V209H161ZM177 208V207H176ZM179 208V207H178ZM30 209V208H29ZM52 209V208H51ZM55 209V208H54ZM64 209V208H63ZM75 209V208H74ZM161 209V210H162ZM165 209H167V208H165ZM183 209V208H182ZM56 210V209H55ZM62 210V209H61ZM77 210V209H76ZM80 210V209H79ZM78 210V211H79ZM82 210H83V208H82ZM138 210V211H139ZM161 210H159V211H161ZM187 210V209H186ZM64 211V210H63ZM73 211V210H72ZM87 211V210H86ZM106 211V210H105ZM135 210H133V212H134ZM153 211V210H152ZM158 211V210H157ZM163 211V210H162ZM8 212V211H7ZM6 212V213H7ZM12 212V211H11ZM15 212V211H14ZM57 212V211H56ZM56 212H55V214H56ZM80 212V211H79ZM85 212V211H84ZM108 212V211H107ZM136 212V211H135ZM154 212V211H153ZM164 212V214H165V211H163ZM184 212H186V211H184ZM81 213V212H80ZM82 213H83V211H82ZM121 213V212H120ZM126 213V212H125ZM159 213H162V212H159ZM159 213H157V217L159 216L158 214ZM189 213V212H188ZM109 214V213H108ZM123 214V213H122ZM164 214H160V215H164ZM177 214V213H176ZM9 215V214H8ZM31 215V214H30ZM29 215V216H30ZM66 214H64V216H65ZM116 215V214H115ZM131 215V214H130ZM175 215V214H174ZM191 215V214H190ZM17 216V215H16ZM61 216H63V214L61 215ZM63 216V217H64ZM63 217H61V219L63 220V221H65L66 222V220H64L63 219ZM160 217V216H159ZM157 218L156 219V216H155V219H153V222L152 223H150L151 225L148 227V229L147 230H145L146 231V233H145V235L144 236H142V239H140V240H138L137 242H138V244H140V247H146V246H148V247H150V249L151 248H154V246H157L158 247V241L159 240H161V238H163L164 237V235H165V233L164 232H166L165 230L166 229H164L163 227V225L161 224L162 222H161V219L160 218ZM171 217H173V216H171ZM187 217H188V215H187V213H184L183 214V216H182V218H184V220L186 221V219H187ZM192 217V216H191ZM108 218V217H107ZM131 218V217H130ZM186 218V219H185ZM189 218V217H188ZM241 218V217H240ZM14 219V218H13ZM65 219H69L68 221H75V217L73 216V214H67L66 216H65ZM128 219V218H127ZM35 220V219H34ZM132 220V219H131ZM135 220V219H134ZM172 220V219H171ZM181 220H183V219H181ZM194 220V219H193ZM104 221V220H103ZM133 221V220H132ZM150 221V220H149ZM188 221H189V219H188ZM9 222V221H8ZM17 222V221H16ZM30 222V221H29ZM176 222V221H175ZM184 222V221H183ZM36 223V222H35ZM63 223V222H62ZM71 223V222H70ZM135 223V222H134ZM167 223V222H166ZM171 223V222H170ZM186 222H184V224H185ZM256 223V222H255ZM54 224V223H53ZM64 224V223H63ZM120 224V223H119ZM164 224V223H163ZM177 224V223H176ZM188 224V223H187ZM7 225V224H6ZM123 225V224H122ZM161 225L163 226L162 228H161V230H158V229H160L159 227H161ZM170 226H172L171 224H169ZM173 225H175V224H173ZM30 226V225H29ZM76 226V225H75ZM90 226V225H89ZM114 226V225H113ZM120 226V225H119ZM176 226V225H175ZM179 227H180V225H178ZM185 226V225H184ZM61 227V226H60ZM63 227V226H62ZM69 227V226H68ZM72 227V226H71ZM110 227V226H109ZM121 227V226H120ZM131 227V226H130ZM165 227H166V225H165ZM222 227V225L220 226V228ZM21 228V227H20ZM97 228V227H96ZM101 228V227H100ZM106 228V227H105ZM125 228V227H124ZM174 228V227H173ZM185 228V227H184ZM193 228V227H192ZM219 228V229H220ZM26 229V228H25ZM137 229V228H136ZM180 229V228H179ZM97 230H98V228H97ZM112 230V229H111ZM115 230V229H114ZM168 231H169V233H168V231H167V233L168 234H170V232L173 230L174 231V229H167ZM176 230H178V229H176ZM185 230V229H184ZM192 230V229H191ZM103 231V230H102ZM108 231V230H107ZM122 231V230H121ZM182 231V230H181ZM185 231H188V230H185ZM111 232V231H110ZM118 232V231H117ZM124 232V231H123ZM138 232V231H137ZM141 232H142V230H141ZM175 232V231H174ZM189 232V231H188ZM188 232L186 233V235L188 234ZM49 233V232H48ZM103 233V232H102ZM129 233V232H128ZM166 233V234H167ZM171 233H173V232H171ZM176 233V232H175ZM178 233V232H177ZM182 233V232H181ZM185 233H183V234H185ZM190 233V232H189ZM12 234V233H11ZM124 234V233H123ZM127 234V233H126ZM174 234V233H173ZM172 234V235H173ZM182 234V235H183ZM7 235V234H6ZM57 235V234H56ZM69 235V234H68ZM74 236V235H73ZM86 236V235H85ZM175 236V235H174ZM58 237V236H57ZM136 237V236H135ZM176 237V236H175ZM178 237H179V233H178ZM15 238V237H14ZM24 238V237H23ZM181 238V237H180ZM194 238V237H193ZM1 239V238H0ZM18 239V238H17ZM168 239H170V238H168ZM178 239V238H177ZM7 240V239H6ZM105 240H106V238H105ZM50 241V240H49ZM169 241V240H168ZM0 242H2L1 240H0ZM9 242H10V240H9ZM107 242V241H106ZM161 242V241H160ZM181 242H183V243H185L184 242V239L181 241ZM3 243H5V241L3 242ZM14 243V242H13ZM115 243H116V241H115ZM182 243V247H183V244ZM188 244H189V242H187ZM213 243V242H212ZM6 244L8 245L9 243L6 241ZM157 244V245H156ZM174 244V243H173ZM179 244V243H178ZM221 244V243H220ZM2 245V244H1ZM53 245V244H52ZM95 245V244H94ZM181 245V244H180ZM179 245V247L181 248V246ZM192 245V244H191ZM4 246V245H3ZM10 245H8V247H9ZM55 246V245H54ZM116 246V245H115ZM160 246V245H159ZM168 246V245H167ZM206 246V245H205ZM12 247H14V246H12ZM12 247L10 246L9 248H11V251H9V252H12V253H9V255H12V254H14L13 252H15L14 250H12ZM212 247V246H211ZM216 247V246H215ZM219 247V246H218ZM116 248V247H115ZM128 248V247H127ZM178 248V247H177ZM179 248V249H180ZM184 248H186V247H184ZM223 248V247H222ZM229 248V247H228ZM250 248V247H249ZM0 249H2V248H0ZM7 249V250H6ZM5 249V251H7L8 252V248H6ZM16 249V248H15ZM161 249V248H160ZM163 249V248H162ZM183 249V248H182ZM189 249H190V246H189ZM199 249V248H198ZM221 249V248H220ZM240 249V248H239ZM10 250V249H9ZM56 250V249H55ZM120 250V249H119ZM165 250V249H164ZM184 250H186V249H184ZM103 251V250H102ZM117 251V250H116ZM123 251V250H122ZM177 251H179V250H175V252H177ZM180 251H181V249H180ZM183 251V250H182ZM181 251V253H183ZM4 251L2 250V253H3ZM188 252V251H187ZM186 252V253H187ZM222 252V251H221ZM1 253V252H0ZM4 253H6V252H4ZM148 253V252H147ZM185 253V254H186ZM238 253V252H237ZM59 254V253H58ZM154 254V253H153ZM162 254V253H161ZM175 254V253H174ZM174 254H172V255H174ZM177 254H179L178 252H177ZM7 255V254H6ZM9 255H8V257H9ZM16 255V254H15ZM42 255V254H41ZM55 255V254H54ZM92 255V254H91ZM176 255V254H175ZM3 255L2 254H0V264H9L11 261L9 260V259H4L3 257H2ZM130 256V255H129ZM181 256V255H180ZM180 256H178V257H180ZM215 256V255H214ZM4 257H6L7 258V256H4ZM11 257V256H10ZM12 257H13V255H12ZM242 257V256H241ZM15 258V257H14ZM14 258H11V259H14ZM16 258H17V255H16ZM16 258L14 259V260H16ZM176 258H177V256H176ZM175 258V259H176ZM182 258H184V257H182ZM50 259V258H49ZM145 259V258H144ZM155 259V258H154ZM173 259V258H172ZM181 259V258H180ZM186 259H187V257H186ZM206 259V258H205ZM211 259V258H210ZM216 259V258H215ZM226 259V258H225ZM248 259V258H247ZM51 260V259H50ZM91 260V259H90ZM95 260V259H94ZM146 260H147V258H146ZM151 260V259H150ZM18 261V260H17ZM92 261V260H91ZM127 261V260H126ZM145 261V260H144ZM176 261V260H175ZM181 261H183V260H181ZM13 262V261H12ZM53 262V261H52ZM177 262V261H176ZM178 262H180L179 260H178ZM188 261L186 260V261H183L181 264H189V262L187 263ZM141 263V262H140ZM195 263V262H194ZM13 264V263H12ZM14 264H16V263H14Z\"/></svg>",
	"mask_w": 264,
	"mask_h": 264
}]
</instances>
